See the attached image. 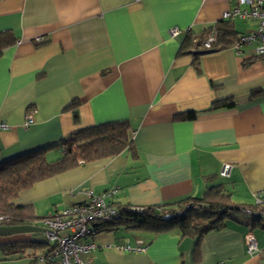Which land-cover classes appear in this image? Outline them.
<instances>
[{"label": "crops", "instance_id": "crops-1", "mask_svg": "<svg viewBox=\"0 0 264 264\" xmlns=\"http://www.w3.org/2000/svg\"><path fill=\"white\" fill-rule=\"evenodd\" d=\"M234 5L0 0V39L8 42L0 52V122L9 126L0 129V162L116 120H127L135 152L123 149L80 163L21 191L14 203L31 204L37 218L0 222V264H39L30 262L32 246L19 245L44 243L41 220L84 202L86 189H116L111 201L118 206L177 209L180 200L220 184L236 206L254 204V194L264 191V64L254 53L257 40L239 50L234 43L179 53L187 32L203 35L216 28ZM229 21L237 38L256 30L252 19ZM175 26L179 38L169 34ZM227 97L232 107L209 109ZM30 108L33 121L25 126ZM189 111L194 118L186 116ZM61 154L52 148L45 157L52 161ZM223 164H230L227 176L219 174ZM228 214L223 227L203 236L198 262L192 257L195 238L177 228L155 233L122 226L95 233L97 247L82 258L87 264H264V226L235 209ZM248 230L259 252H246ZM135 238L146 243L144 252L114 250V244ZM6 247L17 253L4 255Z\"/></svg>", "mask_w": 264, "mask_h": 264}, {"label": "trees", "instance_id": "trees-1", "mask_svg": "<svg viewBox=\"0 0 264 264\" xmlns=\"http://www.w3.org/2000/svg\"><path fill=\"white\" fill-rule=\"evenodd\" d=\"M216 26V38L211 49H222L236 42L237 36L231 21L221 20ZM208 30L203 35L187 32L181 41L179 53H189L192 47L196 49L202 45ZM6 43L8 42L5 39H0V52ZM233 105L234 100L227 97L213 101L209 109L230 108ZM195 114V112L189 111L186 116L194 118ZM52 148L61 149L62 154L59 158L48 161L45 154ZM123 149H127L133 155L135 154L129 137L127 120H116L79 129L54 144L35 148L1 161L0 215H5L7 217L5 222L12 224L34 221L37 216L31 204L18 206L14 203V199L21 191L31 187L36 182L69 170L80 163L112 157L119 154ZM189 202L197 204L199 208L197 210L187 209L178 216L174 215V211L183 208ZM176 204L177 209L162 206V212H159L156 206H145L138 213L131 211L127 206H120L121 217L114 221L97 223L95 233L114 230L120 226L155 233L177 228L183 236L195 238L192 257L198 262L200 259V241L203 236L209 231L223 227L225 220L231 217L228 211L239 208L232 203L230 194L226 193L220 184L209 186L200 197H188ZM253 225L255 224L250 226ZM29 246L33 248L31 255L33 258L30 262L37 261L41 253H36H43L45 248L48 249L46 242L19 245L21 248ZM2 249L4 255L17 253V250L9 251L8 247Z\"/></svg>", "mask_w": 264, "mask_h": 264}, {"label": "built area", "instance_id": "built-area-1", "mask_svg": "<svg viewBox=\"0 0 264 264\" xmlns=\"http://www.w3.org/2000/svg\"><path fill=\"white\" fill-rule=\"evenodd\" d=\"M241 7V8H240ZM247 20L252 19L256 22V30L252 33L241 34L238 36L234 48L244 43H250L257 40L254 47L255 55L264 64V0H235V5L226 9L221 14L222 20L233 19ZM171 37L179 38L181 30L178 27H172L169 30ZM216 38L215 28L208 30L202 48L209 50L212 48ZM34 109L26 111L24 125L27 126L33 121ZM8 124L0 122V129L8 128ZM230 164H223L219 174L227 176ZM116 193V189H107L99 193L91 189L84 190L86 200L81 203L69 205L50 216L44 217L41 222L44 227L45 242L48 249L41 253L37 262L39 264H87L82 255L94 250L97 245L91 239L95 234V225L97 223H106L119 219L122 215L120 206L114 204L111 198ZM133 212H141L145 206H127ZM199 206L189 202L174 211L178 216L185 210H197ZM159 212H162V206H156ZM259 225L264 226V191H257L254 194V204L252 206H243L235 209ZM7 220L5 215H0V222ZM243 242L247 253L259 252L257 239L254 233L248 230L243 236ZM114 250L119 252L142 253L146 249V243L141 238H135L132 243L120 242L113 245ZM221 264V263H215Z\"/></svg>", "mask_w": 264, "mask_h": 264}]
</instances>
